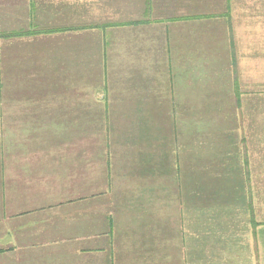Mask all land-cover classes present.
Here are the masks:
<instances>
[{
	"label": "crops",
	"instance_id": "0c3cea01",
	"mask_svg": "<svg viewBox=\"0 0 264 264\" xmlns=\"http://www.w3.org/2000/svg\"><path fill=\"white\" fill-rule=\"evenodd\" d=\"M259 59L264 0H0V264H264L159 193L255 202Z\"/></svg>",
	"mask_w": 264,
	"mask_h": 264
},
{
	"label": "rangeland",
	"instance_id": "374dc122",
	"mask_svg": "<svg viewBox=\"0 0 264 264\" xmlns=\"http://www.w3.org/2000/svg\"><path fill=\"white\" fill-rule=\"evenodd\" d=\"M259 68H258V105H257V131H258V142H259V147H258V157L255 159L256 162L253 164V171L257 173V180L254 186L251 187L253 189L252 193H254L255 196V202L253 203L252 200V205L251 207L246 203H242L240 206L237 205H226L224 203L220 204L219 203V198L213 197V194L215 193L212 192L214 187H205V193L208 197L209 202V207L205 206L204 210H201L200 207H198L199 204L194 206L193 210H189L190 208V203H188L185 200V186H184V172L179 174V181L177 187H174L172 185H176L174 178H172V185L165 183L163 186H159V193L161 197V202L163 204V213H160V218L162 219L163 223L169 222L171 219H174L172 229H174L175 225L177 226L178 232L182 231H187V232H192L193 228L194 231L197 230L198 228L207 227L209 231H211V239L215 240L214 236L217 234V236L224 234L225 239L227 237H231L233 241H239L237 237H248L249 234L247 233H240V231L244 232L245 228L249 226L248 222V216L245 215V213L251 209L255 210L256 212V218L255 220L256 224L259 226H264V60L259 59ZM253 113V111H252ZM209 123V121H208ZM202 123H197L195 122V134L199 132V129H202ZM208 128V126H207ZM186 136L190 135L193 133L192 129H187L185 130ZM200 154V153H199ZM195 156V163L200 162L199 158L200 155ZM115 175V174H114ZM249 185H239V191L240 193L244 196V194L248 193V187ZM228 186H225L227 188ZM178 188V190H177ZM199 188V187H198ZM224 187H220L219 190H223ZM223 197V195H221ZM153 199V196L149 197L146 202H148V206L151 205V200ZM248 203V199H247ZM153 210V209H152ZM193 211V212H191ZM202 211H204V214H209L208 216L210 219L205 221L204 217L202 216ZM197 215L198 218L194 217V222L188 223L189 222V217L190 215ZM138 217L140 214L137 215ZM139 219V218H138ZM198 220V221H197ZM197 221V222H196ZM140 222V220H139ZM188 223V224H187ZM226 228H229V232H227ZM203 231V229H202ZM219 232V233H218ZM197 236V235H196ZM168 237V236H167ZM196 238V237H195ZM237 239V240H236ZM209 240V239H208ZM210 241V240H209ZM212 243V241H210ZM185 246V245H184ZM198 252L197 249H188V250H183V258L186 256L192 257L195 256L196 253ZM224 251H221L220 247L219 249L215 251V254H218L220 256L223 255ZM179 253V255H180ZM196 263L198 262V259L195 258Z\"/></svg>",
	"mask_w": 264,
	"mask_h": 264
}]
</instances>
